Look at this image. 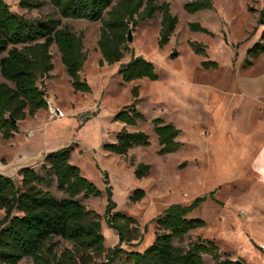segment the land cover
Listing matches in <instances>:
<instances>
[{"label":"rangeland","instance_id":"rangeland-1","mask_svg":"<svg viewBox=\"0 0 264 264\" xmlns=\"http://www.w3.org/2000/svg\"><path fill=\"white\" fill-rule=\"evenodd\" d=\"M6 1L26 18L60 19L62 26L84 34L87 61L81 76L91 90L75 91L61 53L52 45L53 77L42 83L48 86V98L66 117L53 119L47 108L41 109L37 118L28 116L19 125L13 147L0 133V158L12 159L20 149L37 148L46 142H58L60 149L72 146L71 162L101 192L83 198V202L101 215L107 248L119 242L105 216L109 187L114 210L134 217L143 236L138 245H122L128 250L144 251L153 244L161 230L157 218L171 204H190L197 197L208 196L192 213L207 225L190 231L183 240L175 239L174 244L188 249L199 240L212 241L222 259L264 264V249L252 238L254 232L262 236L264 231L251 227L247 200L250 181L257 177L251 172L252 153L257 138L264 137V0H213L212 9L196 13L185 10V5L194 0H157L159 5L170 3L172 13L178 17L170 41L165 46L159 43L162 10H158L153 18L132 27L129 50L121 62L113 65L100 64L102 21L62 18L49 0H42L46 4L39 9L22 8L21 0ZM192 23L201 24L208 32L193 30ZM258 43L261 46L253 50ZM134 55L153 62L159 78L124 80L120 65ZM209 61L218 66L205 67L203 63ZM0 80H5L1 71ZM136 86L137 99L133 96ZM129 105H135L146 119L131 126L116 121V114ZM155 118L181 130L177 151L159 154ZM124 128L144 131L150 135V143L135 146L123 156L106 150L104 145L115 143ZM27 130H33V136L27 138ZM140 163L152 167L143 178L135 174ZM15 180L20 183L19 178ZM137 189H144L146 196L133 202L130 197ZM51 190L63 196L56 185ZM4 216L1 210L0 220ZM55 241L59 249L70 246L59 237ZM203 257L204 264H217L212 254ZM19 264L34 262L26 257Z\"/></svg>","mask_w":264,"mask_h":264},{"label":"trees","instance_id":"trees-1","mask_svg":"<svg viewBox=\"0 0 264 264\" xmlns=\"http://www.w3.org/2000/svg\"><path fill=\"white\" fill-rule=\"evenodd\" d=\"M49 2L62 18L102 21L101 65L121 62L129 50V30L139 21L153 18L158 10H162L161 46L170 41L178 24L170 3L159 5L157 0H118L115 4L113 0ZM45 4L42 0L19 2L25 9H39ZM213 7V0H194L185 5V10L196 13ZM191 28L208 32L199 23H192ZM54 44L61 53L75 91L89 92L91 87L81 76L87 61L84 34H76L68 26H62L60 19L26 18L14 12L6 0H0V71L5 79L0 80V133L5 139L15 136L21 121L48 108V95L42 81L54 70L51 52ZM258 46L260 43L253 50ZM203 64L207 68L218 66L214 61ZM119 72L129 82L159 78L155 64L143 56L134 55L129 62L120 65ZM133 96L139 98L137 86ZM115 119L126 125H137L146 117L135 105H129L118 112ZM153 124L159 139V154L177 151L181 146L178 140L181 130L162 118H155ZM149 143L150 135L144 131L130 132L124 128L118 133L117 141L105 144L104 148L123 156L133 147ZM73 149L71 146L48 153L40 170L22 168L20 183L0 172V211H5L0 220V264H19L26 257L34 264H204L203 254H212L217 264H236L229 258L222 259L212 241L199 240L188 249L174 244L175 239L183 240L190 231L207 225L204 219L193 217L192 213L208 196L197 197L190 204H171L157 218L161 230L156 233L153 244L144 251L128 250L122 245H138L143 236L134 217L114 210L109 187L105 216L108 226L118 234L119 242L107 248L101 215L83 202V198L98 196L101 192L82 174L80 167L71 162ZM151 168L150 164L140 163L135 174L143 178L150 174ZM54 185L63 196L51 190ZM145 196L144 189H137L130 198L139 202ZM57 237L70 246L59 249ZM136 240L138 242L134 243Z\"/></svg>","mask_w":264,"mask_h":264},{"label":"crops","instance_id":"crops-1","mask_svg":"<svg viewBox=\"0 0 264 264\" xmlns=\"http://www.w3.org/2000/svg\"><path fill=\"white\" fill-rule=\"evenodd\" d=\"M50 76L53 77L52 72ZM46 91H48V86H46ZM38 112L36 113L34 118H37ZM27 119L28 118L21 121L19 125L23 122H26ZM127 126H131V125H127ZM28 131H33V130H27L26 136ZM16 138L17 137L15 134L14 137L8 139L9 141L12 142L10 143L11 147H13L16 144L17 142ZM256 142H257V147L252 153L251 172L253 171L257 177L255 178V180L251 179L250 181L247 200H248V207L250 214V224H252L251 227L254 229H261L264 231V137H258ZM59 146L60 145H58V142L55 143L46 142L43 145L38 146L37 148L28 146L27 148L20 149L18 152L14 154L12 159H10V157L9 158L1 157L0 172L5 174L6 176L12 178L17 177L21 179L22 177L20 175V170L22 168L39 167L40 164L44 161L45 156L50 152L59 150L60 149ZM73 155L74 153L72 152V158ZM262 236L258 234L256 235V233L254 232V237L252 236V238L258 244L257 246L263 250L264 240H261L263 239Z\"/></svg>","mask_w":264,"mask_h":264},{"label":"built area","instance_id":"built-area-1","mask_svg":"<svg viewBox=\"0 0 264 264\" xmlns=\"http://www.w3.org/2000/svg\"><path fill=\"white\" fill-rule=\"evenodd\" d=\"M47 105H48V111L50 113V116L53 118V119H63L66 117L64 111L59 107L57 106L56 104H54L52 102V100L50 98H47ZM34 132L33 131H28L27 132V137H31L33 136Z\"/></svg>","mask_w":264,"mask_h":264},{"label":"water","instance_id":"water-1","mask_svg":"<svg viewBox=\"0 0 264 264\" xmlns=\"http://www.w3.org/2000/svg\"><path fill=\"white\" fill-rule=\"evenodd\" d=\"M132 40H133V34H132V28H131L128 33V41L131 42ZM14 122L16 123V121ZM236 264H245V263L241 260H236Z\"/></svg>","mask_w":264,"mask_h":264}]
</instances>
